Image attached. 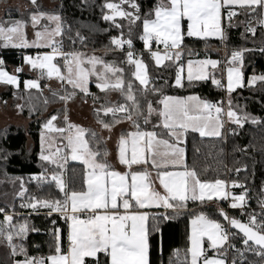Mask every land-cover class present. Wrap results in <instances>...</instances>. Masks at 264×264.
I'll return each mask as SVG.
<instances>
[{"label": "snow or ice", "instance_id": "obj_1", "mask_svg": "<svg viewBox=\"0 0 264 264\" xmlns=\"http://www.w3.org/2000/svg\"><path fill=\"white\" fill-rule=\"evenodd\" d=\"M30 3L36 10L30 13L28 20L11 19L10 11L7 13L9 19H0V47L50 51L38 52L35 56L24 55L14 74L6 70L5 61L0 59V84L20 89L18 74L23 72L24 65L39 71L37 79L22 82L25 90L36 89L42 95L40 80L54 78L60 82V89L49 88V91L52 102L59 100L65 105L64 126L55 123L60 119L59 114H52L43 123L40 133L39 159L53 167L50 174L45 166L43 171L29 179L36 182L41 192L54 186L62 197H53L50 191L47 196L31 194L21 177L9 181L13 184L19 182V191L15 193V197L21 200L19 207L31 211L22 222H14L21 215L15 211V204L6 206L12 209L11 212L0 207L3 216L0 245L7 249L6 264H150L149 220L167 221L183 214L190 216L189 246L183 258L177 250L174 253L176 259L170 257L169 264H229L230 253V264H254L248 260V254L264 264V184L257 200L260 213H249L246 205L250 190L246 183L237 179L202 178L196 163L189 165L186 162L185 146L189 132L226 142L227 135L238 134L235 129H226V124L243 128L245 123H262L259 117L234 110L231 93L244 87V74L235 63L242 66L245 52L264 53V47L233 51L227 61L226 85L214 75L209 77L207 72L209 66L212 69L218 67L220 62L217 60L189 59L186 77L183 63L178 65L174 85L169 87L184 89L211 78L213 85L226 91V101L214 103L198 95H167L149 73V62L160 68L169 66L166 61H181L186 37L202 40L215 37L221 42L226 41L224 21L227 20L229 28L236 26L233 20L240 15L236 9H242L246 16V20L239 23L245 24L246 32L255 36L257 26L264 29V0H157L146 12L142 11L137 0H105L101 6L102 19L119 35L110 36L102 56L65 51V31L60 15L39 11L37 0H30ZM42 20L54 24V27L42 25ZM29 22L35 36L32 41L26 35ZM134 28H142L137 33L143 43L140 52L134 47ZM68 39L72 44L79 41L81 45L87 40L79 31L74 37L68 35ZM115 53L123 59L104 58ZM123 65L133 69L130 78H126ZM90 82L104 95L91 93ZM257 83L264 85V74H254L247 79L250 88ZM109 93H118L120 99L112 101ZM78 94L92 98V110L100 131L69 121L67 104ZM48 103L45 97V106ZM23 107L16 105L20 111ZM33 111L34 106L29 107V113ZM124 124L131 130L120 128L117 133L118 126ZM114 135L117 139L113 157L107 145ZM237 150L247 151L244 148ZM69 158L82 165L79 190L69 189L64 178ZM117 165L124 170H118ZM207 171V168L203 169V172ZM228 171L239 176L241 172H247V166ZM234 189L241 191L235 194ZM229 200V207L239 209L242 217L247 216L246 221L230 217L223 208L217 207L216 214L223 218L225 226L205 211L209 203ZM190 203L198 207L190 209ZM151 209L164 211L150 214ZM169 212L173 215L170 216ZM41 214L51 225L47 232L52 242L46 256L32 255L26 243L31 233L40 232L29 222V217ZM59 221H63L64 227ZM152 231H160L158 223L153 225ZM65 233L66 249L62 247ZM237 236L242 247L233 242ZM33 247L39 252V244Z\"/></svg>", "mask_w": 264, "mask_h": 264}, {"label": "trees", "instance_id": "obj_2", "mask_svg": "<svg viewBox=\"0 0 264 264\" xmlns=\"http://www.w3.org/2000/svg\"><path fill=\"white\" fill-rule=\"evenodd\" d=\"M6 0H0V4ZM40 2L39 0H37ZM54 2L51 8H47L42 4L39 6V11H43L49 14H58L61 17L62 27L65 31L63 37V47L65 51H84V52H99L98 56L104 54L106 45H109V39L112 35H119V33L111 28L108 22L102 19L101 6L105 0H50ZM37 2V3H38ZM112 2H119V0H112ZM157 0H137V3L141 5L142 11H147L151 8ZM33 7L26 11L7 10L0 19H9L7 14L10 11L11 19H25L28 20L30 13L35 11ZM240 15L234 18V27H228L227 20L224 21V27L227 32V40L221 42L220 40H202L194 37H186L184 41V52L190 50V54L194 52L197 57H204L207 55L215 56L214 50L211 47L225 46V57L231 55L235 50L241 49H258L264 47V29L257 26L256 35L252 36L246 32V25L239 23L245 21L246 16L242 9L237 10ZM119 19V18H118ZM127 24L126 21H120ZM42 24V23H41ZM30 25V22L29 24ZM71 29L69 33L68 30ZM104 29H110L105 32ZM79 31L84 35L87 40L85 45H81L79 41L72 44L68 39V35L75 36V33ZM125 36H127V27H125ZM142 31V28H134L133 41L134 47L137 52L143 50V43L137 38V33ZM58 39H60L58 37ZM24 50L14 48H0V58L5 61V66H12L17 68L22 64V56ZM220 55V54H219ZM218 55V56H219ZM186 54L183 53L181 61L175 63L166 61L169 66L157 68L154 62H149V73L156 83V85L162 88L163 92L167 95L185 96L188 94H197L201 98L208 99L210 101H226V91L218 88L211 83V79L206 81L195 82L192 86H186L184 89H177L175 87H169L174 85L175 72L177 65L183 63L186 58ZM106 60L123 59L119 53L109 54L104 56ZM145 60L148 61L147 54H145ZM125 67V76L130 78L131 71L127 65ZM241 71L244 74V87L237 88L231 93L234 110L243 111L251 114L252 116L261 118L262 123L253 125L251 123H245L243 128H238L236 125L229 124L232 128L238 131V135H227L226 142L217 138H204L200 137L197 133L189 132L186 138V162L191 165L193 162L197 165V170L202 173V178L209 180L215 178H222L226 180L237 179L246 183L249 188V198L247 200L251 205L257 206V200L260 198V188L264 184V85L257 83L254 88H250L247 85V79L252 75L264 74V53L259 51L245 52L243 54V65ZM167 82V83H166ZM138 83V82H137ZM187 85V81L185 80ZM94 86V85H92ZM91 91H95V87H90ZM16 93V97L13 95ZM82 97V94H78L77 97ZM21 97L23 111L22 114L30 118V122L27 127L5 125L0 127V207H6L7 205L15 204V211L20 213L19 217L14 219V222L19 220L23 221V217L27 216L30 209H21L19 207L21 200L15 197V193L19 191V182L15 184L9 182L15 177L23 178L25 186L28 188L29 193L37 196H47L49 191L53 197L61 196L55 187L44 191H39L35 181H31L29 178L34 174H39L43 171V167L49 168V174L51 173V165H45L40 161L39 154L41 152L40 147V130L42 124L52 114H59L60 119L55 123L59 126L63 125L62 107L53 109L45 117L44 113L50 106L62 103L59 100L52 102L53 98L48 90L44 94L39 90L31 89L25 90L21 85L20 89H15L12 86H7L5 91L0 94V99L3 101L6 98L12 99ZM47 97L49 103L47 106L44 104V98ZM154 99V97H150ZM120 99V97L118 98ZM117 99V100H118ZM34 106L33 113H29V107ZM150 129V125L148 126ZM28 138L31 143L28 144ZM244 148L247 151L242 153L237 149ZM222 149V151H221ZM5 157H7L5 159ZM246 165L247 172H241L239 176L234 171H228V169H234ZM207 168L205 173L203 169ZM64 178L68 183L69 189L79 190L82 184V165L77 161L68 160L66 165V171ZM235 193L240 192V189H234ZM225 201H220L218 204L209 203L205 207V211L209 216L220 220L222 223V217L216 214L217 207H224ZM197 205L190 203V209L197 208ZM6 211L11 212L10 207H6ZM163 211H152L150 214L162 213ZM170 216L173 214L168 213ZM230 217H236V211L229 212ZM3 216L0 215V220ZM190 216L188 214L180 215L179 217L169 219L167 221L159 219L157 221L149 220L150 235V264H169L170 257L175 260L174 253L179 250L180 258H183L188 247V230H189ZM29 222L40 229L39 233H31L27 239L29 251L32 255H48L50 252L49 245L52 242L51 235L47 230L51 227L50 222L42 214L32 215L29 217ZM158 223L160 229L159 232L152 231L153 225ZM61 227H64L63 221H59ZM241 243V241H239ZM39 244V252L33 247V245ZM162 245V253H161ZM62 247L67 248V237L64 234ZM7 249L0 245V261H5ZM6 264V261H5Z\"/></svg>", "mask_w": 264, "mask_h": 264}, {"label": "crops", "instance_id": "obj_3", "mask_svg": "<svg viewBox=\"0 0 264 264\" xmlns=\"http://www.w3.org/2000/svg\"><path fill=\"white\" fill-rule=\"evenodd\" d=\"M236 10H238V9H236ZM43 25H44V23H43ZM50 26H51V24H49V27ZM194 38H196V37H194ZM206 40H219V39H217L215 37H208ZM160 47L162 49L163 46L161 45ZM220 47H215V46L211 47V49L214 50V52L216 54L215 56L207 55V56H204V57H197V55H196L197 53L194 54V52H193L192 54H190L191 52H189V51H187V52H184L183 51V53H185L186 56H187L185 58V61L183 62L184 67H186L187 61L189 59H192L193 61H196V60H204V59L217 60V61L220 62V64L218 65V67L216 69H212L209 66L207 68V72L209 74V77H211V76L214 75L216 79L221 80L226 85V82H227V67H228L227 61L229 60V58L231 57V55L224 58L222 56V52L220 51ZM82 52H84V51H82ZM86 53H88V52H86ZM98 53L99 52H91V53H88V54L89 55H91V54L98 55ZM183 53H182V55H183ZM61 63H62V61H61ZM235 66L241 69V65L238 62L235 63ZM225 68H226V70H225ZM185 71H186V68H185ZM26 76H28V75H26ZM26 76L20 75L19 76L20 77V80L24 79ZM184 76L186 77V73L185 72H184ZM54 81H56V79L55 80L54 79L47 80V82H54ZM92 85H94V86H92ZM90 87H95V84L94 83H91L89 85V90H90ZM90 92L93 93V94H96V95H100V96H103L104 95V94L100 93L97 88H96L95 91H91L90 90ZM44 93H47V92H44ZM112 94H114V93H109V98L111 96L112 97H115L116 99L119 98V94L118 93H116V96H113ZM189 95H197V94H188V95H185V96H189ZM85 100L87 102H85ZM97 106H99V105H97ZM67 109H68L69 121L71 123L79 122V123L83 124V126L82 125L81 126L84 127V128H90V129H94L96 131H100L99 125L96 124L95 116H94V113H93V110H92L93 109V101H92V98L91 97H84V96H82V97H79V96L78 97H75L73 100H71V101L68 102ZM21 115H23L22 112H21ZM63 115H64V112H63L62 116ZM24 117H27V116H24ZM29 122H28V124H29ZM8 124L15 125V126H23V127H27L28 126V124H26V126H24L22 124L16 125L14 123L7 122L5 124H2L0 127H3V126L8 125ZM120 128H124V129H127V130H131L127 124H124V125L118 126V128L116 129V132L117 133L119 132V129ZM41 130H42V127H41ZM41 130H40V133H41ZM197 134L199 135V133H197ZM105 135H107V134L105 133ZM206 138H214V137H206ZM116 139H117V137H116V135H114L113 138H112V140H110L108 142V145H107L109 151L113 153V157L115 156ZM58 142H60V141L58 140ZM30 143H31V140L28 138V144H30ZM39 143L41 144V139H40ZM60 145L62 146V143L61 142H60ZM117 169L120 170V171H123L124 170L119 165H117ZM237 194H239V192H237ZM149 211L151 213L152 211H158V212H160V211H164V210L163 209H151ZM189 233H190V220H189L188 236H189ZM188 246H189V242H188ZM67 247H68V241H67Z\"/></svg>", "mask_w": 264, "mask_h": 264}, {"label": "rangeland", "instance_id": "obj_4", "mask_svg": "<svg viewBox=\"0 0 264 264\" xmlns=\"http://www.w3.org/2000/svg\"><path fill=\"white\" fill-rule=\"evenodd\" d=\"M39 1L40 2L37 1L38 5L42 4L43 6H45L47 8H51L54 5V2H51L50 0H39ZM31 7H33V6L31 5L30 0H6V1H4L3 3L0 4V17H2L3 14L5 13V11H7V10L18 9L20 11H26L27 9H29ZM41 23L43 25V23L44 24H48L49 22L47 20H42ZM50 27H54V24H51ZM26 35H27V39L29 41H32V40L35 39L34 30L31 27V24L28 25V27L26 28ZM0 48L5 49L3 47H0ZM8 48H11V47H8ZM14 49H17V48H14ZM22 50H24L23 56L24 55L35 56L38 52L49 51V49H35V48H28V49H22ZM0 59H2V58H0ZM23 67H24L23 72L19 73L18 75L19 76L20 75H23V76L28 75V76H26L24 79L21 80V85L22 86H23L22 82L24 80H26V79H37L38 76H39V71L38 70H30L29 66H27V65H24ZM5 68L10 74H14L15 69H16V68H14L12 66H8V67L5 66ZM185 68H186L185 73L187 75V64H186ZM225 70H226V68H225ZM40 84H41L43 93L44 92H48L49 88L55 90V89H60V87H61L60 82L57 81V80L54 81V82H47V79H44V80H40ZM90 84H91V82H90ZM45 85H47V87H45ZM6 88H7V86H5L3 84H0V94L2 93V91H5ZM44 94H46V93H44ZM112 95L116 96V93H114ZM12 99L6 98L3 101L0 99V126L2 124L7 123V122H11V123H14L16 125L22 124V125L26 126V124H28L30 119L27 118V117H24L23 115H21V111L16 108L17 104L22 105L21 97L15 98L14 101ZM110 99L112 101H116L117 100L115 97H112V96L110 97ZM4 101H7V104H5ZM59 107H62V114H63V109H64L65 105L63 103H59V104H55L53 106H50L49 109L44 113L43 116L45 117L53 109H58ZM61 118H63V116H61ZM73 124L80 125V126L82 125L83 126V124H81L79 122H76V123H73ZM57 144L60 145V142H58V140H57ZM40 147H41V144H40ZM45 147L47 148V144L45 145ZM69 160L72 161L70 158H69Z\"/></svg>", "mask_w": 264, "mask_h": 264}, {"label": "built area", "instance_id": "obj_5", "mask_svg": "<svg viewBox=\"0 0 264 264\" xmlns=\"http://www.w3.org/2000/svg\"><path fill=\"white\" fill-rule=\"evenodd\" d=\"M220 51L222 52V56L225 58V55H224L225 54V46L224 45H222L220 47ZM178 65H177V67H178ZM222 83H224V82H222ZM224 101H225V99H224ZM225 128L226 129H235V128H232L231 126H229V124H226L225 125ZM235 131L238 133V131L236 129H235ZM235 194H237V193H235ZM229 203H230V200L229 201H226V205L224 207H220V208H223L225 210V212H227L228 215H229V212L230 211H236V213H237V219H241L242 221H246L247 220V216H243L242 217L241 214H240V210L239 209H232V208H230L229 207ZM246 211L249 212V213L255 212V213L259 214L260 211H261V209H260L259 205L254 206V205H251L250 203L247 202ZM226 226H227V224H226ZM230 231L235 232L232 229H230ZM239 241H240V238H239V236H237V238L233 242L236 244L237 247H242V244ZM248 260L253 261L254 264H261V262L259 261V258L255 257V256H252L251 254H248ZM230 261H231V253L229 254V264H230Z\"/></svg>", "mask_w": 264, "mask_h": 264}, {"label": "water", "instance_id": "obj_6", "mask_svg": "<svg viewBox=\"0 0 264 264\" xmlns=\"http://www.w3.org/2000/svg\"><path fill=\"white\" fill-rule=\"evenodd\" d=\"M232 230L237 231V230H235V229H232Z\"/></svg>", "mask_w": 264, "mask_h": 264}]
</instances>
